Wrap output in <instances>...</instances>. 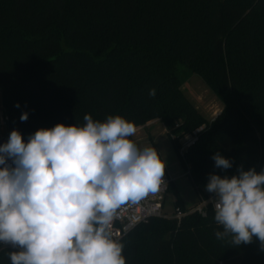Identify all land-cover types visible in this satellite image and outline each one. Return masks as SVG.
I'll list each match as a JSON object with an SVG mask.
<instances>
[{
  "label": "trees",
  "instance_id": "obj_1",
  "mask_svg": "<svg viewBox=\"0 0 264 264\" xmlns=\"http://www.w3.org/2000/svg\"><path fill=\"white\" fill-rule=\"evenodd\" d=\"M193 73L221 102L212 120L181 89ZM0 87L7 134L18 130L25 142L58 123L83 126L86 114L121 115L137 127L163 123L194 186L210 174L260 172L264 0H0ZM193 132L181 156L179 139ZM217 153L232 167H215ZM168 191L185 209L172 183ZM214 215L210 207L179 223L137 224L118 240L126 264H264L255 237L239 246L218 239ZM11 251L0 250V264H10Z\"/></svg>",
  "mask_w": 264,
  "mask_h": 264
},
{
  "label": "clouds",
  "instance_id": "obj_2",
  "mask_svg": "<svg viewBox=\"0 0 264 264\" xmlns=\"http://www.w3.org/2000/svg\"><path fill=\"white\" fill-rule=\"evenodd\" d=\"M84 121L38 129L27 142L12 130L0 145V245L19 249L10 264H126L113 222L125 205L160 189L165 161L130 139L137 126L121 115ZM212 158L217 168L232 167L219 153ZM238 173L208 177V202L222 227L215 235L236 246L255 237L264 249V170Z\"/></svg>",
  "mask_w": 264,
  "mask_h": 264
},
{
  "label": "rangeland",
  "instance_id": "obj_3",
  "mask_svg": "<svg viewBox=\"0 0 264 264\" xmlns=\"http://www.w3.org/2000/svg\"><path fill=\"white\" fill-rule=\"evenodd\" d=\"M181 89L187 99L197 108V110L207 119L212 120L222 109L221 102L207 87L203 80L193 73L182 85ZM5 123L3 127L1 123ZM7 132V116L2 105L1 87H0V134ZM190 136L186 135L179 139L180 146L190 140ZM130 139L140 148L153 146L165 161V176L172 180L173 186L178 191L184 205L192 207L199 201V191H206V183L192 185L187 171L180 164L179 157L173 147L171 138L167 134V129L160 121H152L149 124L141 126L137 129L136 134ZM222 178L226 174L220 175ZM228 177V176H227ZM175 195L173 191H168L165 195L164 210L168 215H171L174 208ZM223 264H239L238 258H232L223 262Z\"/></svg>",
  "mask_w": 264,
  "mask_h": 264
},
{
  "label": "built area",
  "instance_id": "obj_4",
  "mask_svg": "<svg viewBox=\"0 0 264 264\" xmlns=\"http://www.w3.org/2000/svg\"><path fill=\"white\" fill-rule=\"evenodd\" d=\"M2 126H5V123H1ZM196 132H193L189 135L191 138L188 142L181 145L179 148L180 155H184V151L186 148L194 142ZM9 139V136L6 134H0V145L6 143ZM11 164V160L8 161ZM164 183L161 184L160 189L153 194H149L146 198L141 200L137 204H128L125 205L120 210L119 217L113 222V233L114 238L119 240L126 233H128L132 228H134L137 224L146 222L150 218H172L180 222L181 218L189 214H200L201 216H205L208 208H213V205L208 202L210 198H214V194L205 193V195L199 196V201L192 207H186L185 209H181L179 207L174 206L173 212L171 215H168L165 210V195L168 192V188L172 183V180L165 176L163 177ZM1 249H11L18 251L19 249H14L11 246L0 245ZM219 264H223L220 262Z\"/></svg>",
  "mask_w": 264,
  "mask_h": 264
},
{
  "label": "crops",
  "instance_id": "obj_5",
  "mask_svg": "<svg viewBox=\"0 0 264 264\" xmlns=\"http://www.w3.org/2000/svg\"><path fill=\"white\" fill-rule=\"evenodd\" d=\"M149 123H150V122H149ZM149 123H148V124H149ZM138 128H139V127H137V129H138Z\"/></svg>",
  "mask_w": 264,
  "mask_h": 264
}]
</instances>
